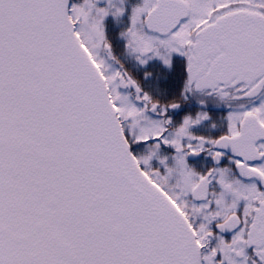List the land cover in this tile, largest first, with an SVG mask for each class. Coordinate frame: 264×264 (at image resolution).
<instances>
[{"label":"snow or ice","instance_id":"obj_1","mask_svg":"<svg viewBox=\"0 0 264 264\" xmlns=\"http://www.w3.org/2000/svg\"><path fill=\"white\" fill-rule=\"evenodd\" d=\"M0 264H264V0H0Z\"/></svg>","mask_w":264,"mask_h":264}]
</instances>
